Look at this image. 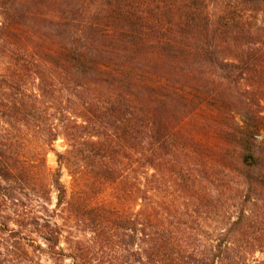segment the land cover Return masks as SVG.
I'll list each match as a JSON object with an SVG mask.
<instances>
[{"label":"trees","instance_id":"trees-1","mask_svg":"<svg viewBox=\"0 0 264 264\" xmlns=\"http://www.w3.org/2000/svg\"><path fill=\"white\" fill-rule=\"evenodd\" d=\"M91 2L0 0V46L10 44L16 57L0 65L2 262L264 264L248 257L251 249L264 252L261 29L225 2L216 15L207 0ZM49 6L55 9L45 11ZM35 66L37 90L22 88L21 69ZM178 104L194 106L193 125L186 118L173 122L169 110ZM58 136L66 149L56 153L57 162L76 184L69 199L60 168L49 173L45 159ZM180 155L203 161L205 175L197 163L175 160ZM123 161L134 163L141 202L133 210L106 194L94 198L89 189L97 182H85L129 177ZM215 166L232 169L245 187L230 229L212 230L207 222L217 205L204 181L219 172ZM171 187L184 210L161 196ZM129 193L118 197L121 205ZM55 217L84 224L91 237L65 252L59 244L67 224Z\"/></svg>","mask_w":264,"mask_h":264},{"label":"rangeland","instance_id":"rangeland-1","mask_svg":"<svg viewBox=\"0 0 264 264\" xmlns=\"http://www.w3.org/2000/svg\"><path fill=\"white\" fill-rule=\"evenodd\" d=\"M90 4H93L91 2L92 0H89ZM221 2H225L226 7L230 9H234L235 13L237 15L242 16L246 20V23L251 25L252 28H260L259 30L260 35L257 42L258 44H261L264 46V4L262 3H251L247 0H207L206 7L209 10V13H219L221 7ZM222 6V5H221ZM55 9L53 6L46 7L44 10H52ZM41 8L34 7V13L36 15V19L34 20L36 24L39 26V11ZM239 10V11H238ZM216 15V14H215ZM255 38V36H254ZM255 38V39H256ZM260 38V39H259ZM237 44L232 42L231 48H234ZM221 47V46H220ZM10 44H4V46H0V65L1 62L3 64H7V62H13L14 60V53L15 50L10 51ZM16 58V57H14ZM3 64L1 66H3ZM39 65V57H38V63ZM20 76L23 77V84L22 88H26L29 90L35 89L37 90L38 84H39V67H29L27 69H21ZM195 112L194 106L190 105H175L169 110V116H171L173 122H179L182 118L188 119L189 124L193 123L190 119V117ZM193 125V124H192ZM188 129H193L194 126H187ZM197 128V127H196ZM199 129V128H198ZM194 130H196L194 128ZM198 131V130H197ZM38 137V136H37ZM66 149L65 141L62 138V136H58V138L53 142V150H48L46 152V164L49 167V173L54 172L56 168H60V180L63 183V185L66 188L67 191V199L70 198V196L73 194L74 190H76V184L74 182V177L69 172V170L64 166H60L57 162V156L56 153H63ZM194 159V161H190V159H186L188 162L191 163H197V170L198 174L200 173L201 176H204L205 173L203 171V161L198 160L197 157H191ZM178 162H180L183 166L186 162L185 157L183 156H177L175 158ZM201 161V165H199V162ZM125 162V172L127 175H130L129 177H121L119 180L116 181V183H102L100 181V177H85V182L89 185H92V183L97 182L96 185H92L94 190L92 191L89 189V194L93 196L94 198L98 195V198H102L101 196L106 194V198L108 196L109 199L114 200L117 202V206L119 208H123L124 210H133V208H137V204L140 201L139 198H137V192L135 191V181H132V176L134 175V171L132 170V165L134 164L133 161L129 163V161H123ZM131 165V166H130ZM87 168H90L93 172H95V167L88 166ZM219 169V172L216 174V176L209 182L204 181V186L209 189L211 195L215 198L216 202L215 205H217L216 211L212 212L209 215L208 218V224H210V228L213 230L214 227L217 228V230L221 229H230L231 222L235 220L236 216L239 213V210L244 206L241 202L242 194L244 190V184L242 183V180L240 181L234 173V171L230 168H220L219 166H215L214 170ZM150 172H152V169H150ZM46 173V172H45ZM42 178V177H41ZM50 178L49 174L43 175V181L48 182ZM202 179V177H201ZM98 182H101L99 184ZM79 186V185H78ZM83 187V185H81ZM151 186V185H150ZM153 186H156V183L153 184ZM197 188H201L202 184L197 185ZM86 187H83L85 189ZM131 196L128 199V203H124V205H121L119 202H123V198L119 199L118 197H122L125 193L130 194ZM161 196H165L166 199L173 200L177 204L181 205L182 210H184V207L182 204H185L186 202L184 199H182L181 195L176 191L175 187L167 188L163 193H161ZM52 195V204L51 206H48L49 208H54V202L56 200L55 198V192H51ZM260 199H258L259 203L262 202L264 198V194L259 196ZM262 198V199H261ZM125 199V198H124ZM172 201V202H173ZM127 202V201H126ZM125 206V207H123ZM129 206V207H128ZM254 210L255 207L253 206ZM39 210L40 207H39ZM40 212V211H39ZM201 218V217H200ZM55 220L62 225V223L67 224L64 225V231L62 232L63 235L60 239V244L65 252H70L71 247L75 245V240L80 241L82 244L91 237V232L87 229V226H84L82 223H76L74 221H65L59 217H55ZM201 220V219H200ZM13 226V224H11ZM72 226V227H70ZM70 232V233H69ZM32 237L41 245L44 247L43 240L40 236L37 234H31ZM0 250L3 251L2 247L0 246ZM254 249H251V253L249 254V259H258L261 260L264 258V252L261 251H253ZM14 252L12 255L9 256L10 259H12L13 263H16L19 260L18 250L13 249ZM40 254V253H39ZM3 256V255H2ZM41 258H47L45 255L41 254ZM4 259V258H3ZM0 257V260L2 262L3 260ZM50 259H48V262ZM54 264V262H51ZM66 264H71V261L66 259ZM6 264V263H1ZM10 264V263H9Z\"/></svg>","mask_w":264,"mask_h":264}]
</instances>
